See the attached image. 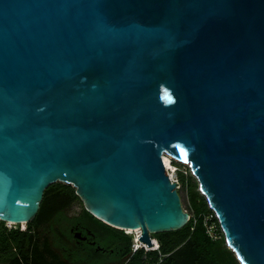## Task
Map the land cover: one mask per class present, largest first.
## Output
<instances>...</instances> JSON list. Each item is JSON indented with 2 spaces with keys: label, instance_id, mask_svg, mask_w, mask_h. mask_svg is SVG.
<instances>
[{
  "label": "water",
  "instance_id": "water-1",
  "mask_svg": "<svg viewBox=\"0 0 264 264\" xmlns=\"http://www.w3.org/2000/svg\"><path fill=\"white\" fill-rule=\"evenodd\" d=\"M164 153L264 264V0H0V221L63 183L152 246L191 219Z\"/></svg>",
  "mask_w": 264,
  "mask_h": 264
},
{
  "label": "trees",
  "instance_id": "trees-1",
  "mask_svg": "<svg viewBox=\"0 0 264 264\" xmlns=\"http://www.w3.org/2000/svg\"><path fill=\"white\" fill-rule=\"evenodd\" d=\"M179 175L181 181L188 186L193 217L187 225L177 231L156 233L154 237L159 241L158 249L147 251L140 249L132 253L131 235L108 226L86 209L84 210L92 224L101 227L106 233L107 239L127 245L128 252L132 254L128 264H242L234 251L228 247L220 228L218 229L220 235L217 239H212L208 235L205 224V216L211 213L208 202L205 196L197 190L198 184L193 181L192 177L185 176L183 173ZM77 201L81 200L76 193V188L72 185L51 184L44 192L37 215L28 225L48 227L57 210L69 207ZM25 237V231L18 228L8 230L4 222L0 221V244L3 245L9 241H24ZM26 239L32 240L31 237H26ZM45 243H48V240H45ZM41 262L48 263L45 260ZM32 264H39L36 256Z\"/></svg>",
  "mask_w": 264,
  "mask_h": 264
},
{
  "label": "flooded vegetation",
  "instance_id": "flooded-vegetation-1",
  "mask_svg": "<svg viewBox=\"0 0 264 264\" xmlns=\"http://www.w3.org/2000/svg\"><path fill=\"white\" fill-rule=\"evenodd\" d=\"M84 209H59L48 227L27 224L23 231L32 240L0 244V264H32L35 256L39 264H128L127 245L107 239Z\"/></svg>",
  "mask_w": 264,
  "mask_h": 264
},
{
  "label": "built area",
  "instance_id": "built-area-1",
  "mask_svg": "<svg viewBox=\"0 0 264 264\" xmlns=\"http://www.w3.org/2000/svg\"><path fill=\"white\" fill-rule=\"evenodd\" d=\"M165 156L169 157L170 158V162H169V165H171L169 168L166 167V164H165ZM162 159H163V162H164V165L166 167V170L168 172V175L171 179L172 182H175L177 184L178 180H176L175 178H172L171 177V174H170V171L171 172H174L176 173V175H178V173H183L184 175H187V171L184 170L181 166V164H187V163H183V162H180L178 161L177 159L173 158L172 156L164 153L162 155ZM189 165V164H187ZM175 169V170H173ZM189 171L190 173L193 175L192 173V170H191V167L189 165ZM178 178V177H176ZM178 185V184H177ZM208 202V201H207ZM208 207L211 209V213L210 215L208 216H205V224H206V227H207V233L208 235L212 238V239H217L219 237V232H218V229L220 228L221 232L223 233L222 231V228H221V225H220V222L218 220V217L216 215V212L209 206V203H208ZM193 217V214L191 215V218ZM215 219V221H213ZM193 229V228H192ZM133 248H132V253H135L136 251L140 250V249H146V248H142V247H138L137 243L134 242L132 244ZM159 246H157V249H158ZM150 250V249H148Z\"/></svg>",
  "mask_w": 264,
  "mask_h": 264
},
{
  "label": "rangeland",
  "instance_id": "rangeland-1",
  "mask_svg": "<svg viewBox=\"0 0 264 264\" xmlns=\"http://www.w3.org/2000/svg\"><path fill=\"white\" fill-rule=\"evenodd\" d=\"M181 166H182V168L184 170H186L188 172L187 175H185V176L192 177L193 181L197 182V184H198L197 190L201 193L200 188H199V183H198L197 179L189 171V165H187V164H184V165L181 164ZM177 177L178 178H175V179L178 180V182H177V184H178L177 185V189H178L179 194L181 196L182 206H183V208H184L185 211H187L190 215H192L193 214V211H192V209L190 207V203H189V190H188V186L181 181L179 173H178ZM81 208H85V206L82 203V201H77V202H75L72 205V209L73 210H79ZM26 225L27 224H23V223L22 224H17V223H13L12 224L11 222H4V226L6 228H8V230L9 229H12V228H19L20 230H23L26 227ZM154 235L155 234H152L151 237H154ZM131 241H133V243L135 241V235H133V234L131 236ZM131 245H132V242H131ZM132 248H133V246H132ZM144 250L147 251L148 249H144Z\"/></svg>",
  "mask_w": 264,
  "mask_h": 264
},
{
  "label": "bare ground",
  "instance_id": "bare-ground-1",
  "mask_svg": "<svg viewBox=\"0 0 264 264\" xmlns=\"http://www.w3.org/2000/svg\"><path fill=\"white\" fill-rule=\"evenodd\" d=\"M169 162H170V158L169 157H167V156H165V164H166V167L167 168H169L171 165H169ZM173 170H175V169H173ZM170 174H171V177L172 178H176L177 177V175H176V173H175V171L174 172H171L170 171ZM12 224L13 223H16V222H11ZM23 224H25V222H22ZM129 234H133V235H135V241L134 242H136L137 243V245H138V247H142V248H146V249H156L157 248V246H159V241L156 239V238H154V237H151L152 239H153V244H152V246H148L146 243H144V242H141L140 240H139V234H140V232H141V230L140 229H127L126 230Z\"/></svg>",
  "mask_w": 264,
  "mask_h": 264
},
{
  "label": "clouds",
  "instance_id": "clouds-1",
  "mask_svg": "<svg viewBox=\"0 0 264 264\" xmlns=\"http://www.w3.org/2000/svg\"><path fill=\"white\" fill-rule=\"evenodd\" d=\"M126 231V230H125ZM129 235H131V234H129ZM132 236V235H131ZM157 249V248H156ZM151 250H155V249H151Z\"/></svg>",
  "mask_w": 264,
  "mask_h": 264
}]
</instances>
